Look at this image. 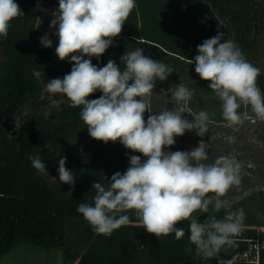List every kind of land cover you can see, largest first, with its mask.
<instances>
[{"label": "trees", "instance_id": "obj_1", "mask_svg": "<svg viewBox=\"0 0 264 264\" xmlns=\"http://www.w3.org/2000/svg\"><path fill=\"white\" fill-rule=\"evenodd\" d=\"M15 2L24 15L10 22L7 38H0L4 57L0 63V255L23 243L62 249L67 264H218L217 258L196 255L188 239V221L177 224L185 229L180 240L174 233L158 238L140 225L132 210L124 213L130 217L128 225L104 236L96 234L77 211L81 203H94L93 183L101 182L107 188L113 174L130 166L129 156L139 155L142 161L146 157L118 141L105 144L91 138L80 119L81 108H72L68 99L54 118L26 113L30 101L41 97L43 85L53 78L62 79L73 65L67 59L59 60L55 46L41 45L37 0ZM218 24L224 39L232 40L243 54L258 52L260 37L264 38V0H136L121 34L112 38V45L99 59L91 60L103 67L111 59L123 70L121 56L142 48L144 55L174 70L166 81L157 80L155 85L192 84L189 89L194 90L195 106L198 93L204 91L210 97L214 92L189 60L198 54V45L217 34ZM34 69L39 77L33 75ZM199 82L205 84L198 86ZM257 86L264 93V72L260 71ZM101 95L97 90L88 99ZM42 146L50 147L40 154L46 168H58V159L67 158L65 167L75 173L71 195L65 194L69 185L48 183L32 167L29 156L38 155ZM260 195L263 221L246 218L240 237L234 238L236 246L222 249L220 258L235 257V264H240L248 240L264 241V232L257 230L264 226V190ZM226 211L225 206L214 213L210 206L208 213L194 215L202 223L208 215L223 219ZM189 247L192 251L186 252ZM259 264H264V248Z\"/></svg>", "mask_w": 264, "mask_h": 264}, {"label": "clouds", "instance_id": "obj_2", "mask_svg": "<svg viewBox=\"0 0 264 264\" xmlns=\"http://www.w3.org/2000/svg\"><path fill=\"white\" fill-rule=\"evenodd\" d=\"M135 7L136 0H59L58 9L52 13L50 28L56 29L54 35L58 37L55 55L73 66L62 79H50L47 91L63 94L72 108H81L80 119L91 138L105 144L118 141L146 157L142 161L139 155L129 156L130 166L123 173L113 174L107 188L101 182L93 183L94 203H81L77 211L96 234L104 236L128 225L130 217L124 213L132 210L140 225L158 238L174 233L180 240L185 229L177 224L188 221V239L197 256L217 258L218 264H235V257L223 259L220 253L236 246L234 238L245 220L244 210L226 211L223 219L208 215L202 223L194 214L208 213L210 206L214 213L225 207L221 197L239 185L241 164L229 156L203 163L208 159L203 140L190 151H164L186 131L203 137L211 123L209 113L201 110L191 121L176 109L153 114L155 82L166 81L174 70L144 55L142 48L121 56L123 70L111 59L103 67L92 63L91 58L99 59L112 45V38L121 34ZM22 15L15 0H0V38H7L10 22ZM219 28L218 24L217 34L197 46L198 54L189 63H195V72L210 82L208 88L222 101V116L229 127L244 122L247 112L238 111L242 106L250 107L256 118L264 120V93L257 86L260 69L232 40H225ZM40 43L52 47L48 34L40 38ZM33 75L39 77L40 72L34 69ZM97 90L102 95L89 100ZM167 91L176 102L187 103L194 95V90L183 83ZM145 112L151 113L146 121ZM233 139L229 137L230 142ZM66 159H58L57 171L59 182L70 186L65 194L71 195L75 173L65 167ZM29 160L34 169L47 172L39 155L29 156Z\"/></svg>", "mask_w": 264, "mask_h": 264}, {"label": "rangeland", "instance_id": "obj_3", "mask_svg": "<svg viewBox=\"0 0 264 264\" xmlns=\"http://www.w3.org/2000/svg\"><path fill=\"white\" fill-rule=\"evenodd\" d=\"M59 7V0H37V28L43 36L48 34L52 40V46L58 45V37L54 35L56 29L50 28L53 19L52 13ZM244 57L255 67L264 72V38L260 37V48L258 52L244 53ZM4 57L0 54V63ZM195 70V67H192ZM131 83V82H130ZM205 84L199 82V85ZM177 84L170 83L164 87L155 85L151 100V111L158 114L165 109H176L182 118L193 120L194 114L201 110H206L210 115L211 123L208 131L203 137L195 131H186L183 136L175 137V144L165 148L164 151H190L198 146V142L203 140L206 144L208 159L202 161L205 164L214 163L220 156L235 158L241 164L240 183L233 186L221 200L228 210L235 211L242 208L245 212V219L251 217L252 220L263 221L262 205L260 203V192L264 190V120L256 118L250 107H241L238 111L247 112L244 122L232 127L222 116V101L215 95L210 97L204 91L198 93V103L192 104V99L187 103L172 100L171 93L167 90ZM188 88L192 84L186 85ZM64 95L56 97L47 91L43 85V92L40 98L31 100L26 109L29 114H41L47 118H54L62 104L67 103ZM194 103V102H193ZM151 113L145 112L144 118L147 120ZM229 137L234 138L232 142ZM50 151L49 146L39 148L38 155ZM89 155L83 158L87 161ZM58 168H46L45 173L39 174L48 183L59 181ZM53 177L56 179L54 180ZM213 195V194H209ZM0 264H67V256L62 249H44L40 246L18 244L9 252L0 255Z\"/></svg>", "mask_w": 264, "mask_h": 264}, {"label": "built area", "instance_id": "obj_4", "mask_svg": "<svg viewBox=\"0 0 264 264\" xmlns=\"http://www.w3.org/2000/svg\"><path fill=\"white\" fill-rule=\"evenodd\" d=\"M258 231L264 232V226L258 227ZM239 233L238 237H240ZM237 238V236L235 237ZM249 248L243 254V258L240 264H259L260 262V251L264 248V241H261L259 238L248 240Z\"/></svg>", "mask_w": 264, "mask_h": 264}]
</instances>
